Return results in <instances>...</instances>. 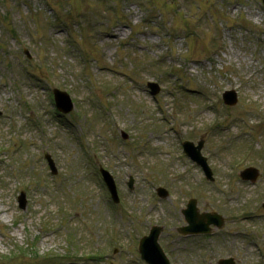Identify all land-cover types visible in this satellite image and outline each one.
<instances>
[{
    "label": "rangeland",
    "instance_id": "obj_1",
    "mask_svg": "<svg viewBox=\"0 0 264 264\" xmlns=\"http://www.w3.org/2000/svg\"><path fill=\"white\" fill-rule=\"evenodd\" d=\"M114 3L120 17L134 28L133 33L131 27L122 30L121 24L117 37L105 38L102 34L119 24L109 30L105 23L100 31L98 19L88 17L95 23L87 21L91 29L79 27V41L85 47L81 48L82 58L76 56L80 49L70 35L73 27L68 29L73 42L70 51L57 52L58 45L67 43L66 21L58 10L57 17L54 8L62 14L94 10L111 24L115 14L107 11L103 1L0 0V264H145L132 238L154 224L165 226L161 242L166 244L172 264H216L228 255L236 256L238 264H264V125L259 129L261 116L257 113H246L252 104L264 110L262 0ZM212 12L218 20L212 18ZM240 21L262 30L254 35L255 42L253 37L247 39ZM137 29L141 32L138 36ZM189 31L194 36L183 40L174 33L184 36ZM215 37L220 48L214 44ZM91 44L98 53L88 50ZM187 48L192 58H202L212 50L217 53L212 54L211 63L198 65L185 55ZM118 52L125 70L138 80L157 81L162 88H171L174 81L166 74L169 65L179 67L185 60L183 81L205 90L208 98L177 91L176 110L172 96H166L168 89L154 98L138 84L134 88L106 69L97 70V64L83 61L96 60L97 55L100 63L111 64ZM156 61L162 64L158 66ZM84 68L98 80L95 85L83 76ZM44 72L46 84L64 86L79 103L74 116L67 117L71 121L63 126L53 115L47 85L35 77L42 80ZM100 82H123L117 94L114 87H106L112 99L103 102V107L107 112L113 109L108 119L91 100L102 95ZM229 88L238 91L239 102L229 115L221 111L216 127L208 131L215 117L205 105L216 94L221 98ZM241 118L258 131L246 130ZM180 121L189 125L181 128ZM68 125L72 129L65 128ZM111 129L117 137L114 142ZM123 131L129 134L126 140ZM79 137L89 145L88 157L82 155ZM183 138L205 139L203 154L213 167L214 182L207 181L202 170L183 154ZM22 142L20 150L8 151ZM248 143L254 146L251 153L246 150ZM46 153L55 159L57 174L50 171ZM171 161L173 166H169ZM96 162L110 167L119 183L124 202L117 210L122 217L114 213L116 208L95 172ZM247 166L260 170L256 182L240 178L239 171ZM129 175L135 178L131 191ZM159 185L170 192L162 200L156 197ZM22 190L27 193L24 209L18 202ZM191 195L197 197L201 211H218L226 217L221 234L212 238L178 235L176 228L185 223L181 208ZM48 221L51 224L46 225ZM141 236L139 233L134 239L136 245ZM34 237L39 238L40 258L21 254L15 262L3 259ZM53 253L59 261L46 263ZM96 253L100 254L99 263L88 259Z\"/></svg>",
    "mask_w": 264,
    "mask_h": 264
},
{
    "label": "water",
    "instance_id": "obj_2",
    "mask_svg": "<svg viewBox=\"0 0 264 264\" xmlns=\"http://www.w3.org/2000/svg\"><path fill=\"white\" fill-rule=\"evenodd\" d=\"M205 163V162H204ZM211 172H208L210 176ZM107 182L112 190L114 196L116 197V188L112 177L107 178ZM194 212H192L193 214ZM195 215L190 216V226L186 227V231L191 232H200L204 231L207 228V224L211 221H207V215H200V218L206 220L208 223H197L194 217ZM211 219V218H210ZM156 234L154 237L149 238L145 243H143L142 251L144 252V256L147 257L153 264H168L167 258L164 256L162 250H160V255H158V245L156 243ZM223 264H229L226 260H223Z\"/></svg>",
    "mask_w": 264,
    "mask_h": 264
},
{
    "label": "trees",
    "instance_id": "obj_3",
    "mask_svg": "<svg viewBox=\"0 0 264 264\" xmlns=\"http://www.w3.org/2000/svg\"><path fill=\"white\" fill-rule=\"evenodd\" d=\"M33 248H34V246L30 245L27 249H24V248H22V249H24V252H27V256L31 257L34 255L36 257L37 254L35 251H33ZM20 249H21V247H20ZM19 252H21V250Z\"/></svg>",
    "mask_w": 264,
    "mask_h": 264
}]
</instances>
